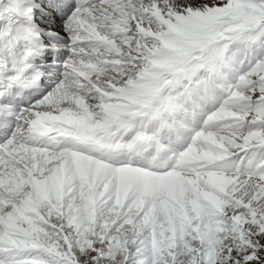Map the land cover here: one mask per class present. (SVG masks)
Returning <instances> with one entry per match:
<instances>
[{"label": "snow or ice", "instance_id": "snow-or-ice-1", "mask_svg": "<svg viewBox=\"0 0 264 264\" xmlns=\"http://www.w3.org/2000/svg\"><path fill=\"white\" fill-rule=\"evenodd\" d=\"M0 264H264V0H0Z\"/></svg>", "mask_w": 264, "mask_h": 264}]
</instances>
